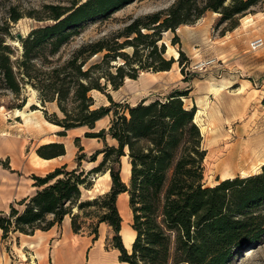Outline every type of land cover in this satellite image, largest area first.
<instances>
[{
    "label": "trees",
    "instance_id": "1",
    "mask_svg": "<svg viewBox=\"0 0 264 264\" xmlns=\"http://www.w3.org/2000/svg\"><path fill=\"white\" fill-rule=\"evenodd\" d=\"M133 1L84 0L66 9L45 5L47 16L40 19L52 23L31 30L21 39L22 53L15 59L13 49L0 36V89L19 96L22 87L30 84L38 91L42 106L55 102L62 118L56 113L49 117L44 107L42 110L47 121L63 128L60 135L75 127L93 129L96 121L112 115L107 130L85 133L86 137L104 141V147L90 156L95 161L101 154L99 163L88 171L80 170L84 158L80 154L76 168L62 165L43 177L33 176L34 185L40 189L18 203L24 206L23 210L11 205L8 213L0 211L2 238L10 232L33 234L36 230H48L60 225L65 215L71 217L73 232L80 233L82 226L78 219L89 208L84 216L95 220L90 235L96 240L99 225H108L114 232L113 248L119 251L120 262L225 264L244 231L256 232L249 240L254 242L264 230V214L255 213L264 203V164L258 174L204 186L202 164L206 150L194 121V107L187 109L183 105L181 97L186 91H176L164 99L143 98L134 105L127 102L123 106L108 97L111 105L96 108H92L94 100L89 93L103 92L107 84L116 90L126 78L136 79L138 70H170L175 60L164 56L165 46L159 44L163 32H174L207 10L220 13L221 20L231 21L234 28L241 16L263 0H176L166 10L137 17L113 39L102 37L85 42L63 63L44 66L49 55L59 53L70 36L77 34L81 23L108 17ZM18 19L19 16L11 17L12 21ZM129 46L136 56L132 60L123 51ZM101 53L98 61L87 66L89 60ZM118 58L123 62L112 65ZM182 58L184 53L179 51V64ZM39 59L42 66L35 62ZM25 104L23 100L19 108ZM107 135L114 144L106 142ZM36 152L40 157L52 158L63 155L65 148L62 143L51 142ZM123 156L130 163L128 183L120 176ZM104 172H109L110 189L93 198L81 199V189H90L93 175ZM124 192L128 194L131 228L135 231L130 250L124 247L119 234L122 217L117 198Z\"/></svg>",
    "mask_w": 264,
    "mask_h": 264
},
{
    "label": "rangeland",
    "instance_id": "2",
    "mask_svg": "<svg viewBox=\"0 0 264 264\" xmlns=\"http://www.w3.org/2000/svg\"><path fill=\"white\" fill-rule=\"evenodd\" d=\"M82 1L84 0H0V36L13 49V59L22 53L21 39L16 37L18 33L22 34L24 39L31 30L52 23L49 19H40L47 16L48 10L44 9L45 5H58L66 9ZM175 1L134 0L110 13L108 17H98L83 22L79 25L77 34L70 36L59 53L49 55L45 59L44 66L63 63L74 49L85 42L102 37H108L111 40L137 17L166 10ZM246 15L251 20L247 23L244 19L240 21V18ZM12 16H19V19L12 21ZM241 17L237 25L232 28V22L222 21L220 13L207 10L194 22L182 24L174 32H163L159 44L165 46V58H174L175 51L178 53L182 51L184 58L181 64L178 58H174L175 62L168 71L138 70L136 79L126 78L123 85L116 90L110 84H107L103 92L93 90L89 93L94 100L92 108L111 105L108 97L123 106L127 102L134 105L143 98L164 99L176 91H186V94L181 97L184 107L187 109L194 107L195 114L199 111L194 121L200 129L202 148L206 150L202 164L204 186H214L224 180V176L230 175L216 167L215 149L230 148L241 143L248 146L251 144L255 151L249 168L244 173L236 170L231 175L235 178L260 173L264 164V47L251 51L249 42L255 37L264 39V0L254 4L249 12ZM123 40V38L120 39V41ZM123 51L131 60L136 58L133 55V47H126ZM101 55L102 53L89 60L87 66L98 61ZM35 62L39 66L43 65L42 59ZM122 62V58H118L111 64L117 66ZM111 70L115 72V68ZM101 81L103 84L104 79ZM23 100L30 105L19 108ZM31 105L34 106L31 107ZM0 107L1 114L14 111L16 108L26 112L40 110L43 113L44 107L49 117L53 113H56L59 118L63 117L55 102H46L42 106L38 91L30 84L22 87L19 96H15L10 90L0 89ZM115 108L113 107V110L122 111V108ZM12 113H10L11 116H13ZM111 116L104 117L97 123V127H106ZM13 120L20 127L21 120L19 118ZM23 120L27 122L28 118ZM74 132L82 134L80 130ZM74 132L68 133L69 136L72 137ZM83 142L87 153L102 147L101 142L86 140ZM125 160L128 159L123 158L122 166L125 165ZM82 164L85 168L91 166L86 160ZM96 183L108 184V181L106 177H103ZM98 189L101 188L98 186ZM94 192L99 191H92V194ZM92 194L84 193V196ZM90 210L87 208L80 214L81 217L78 219V223L82 226L80 233L71 234V237L80 241L82 246L80 247L83 252L81 264H87L89 253L96 245H102L104 251L114 257L117 263L118 252L114 250L112 241L114 232L108 225L100 224L97 239L93 240V235H90V226L95 223V220L84 216ZM73 212L76 213L77 209L75 208ZM130 212L131 218L128 225L131 227V209ZM255 213L264 214V203L255 209ZM255 235L256 232L251 233L250 229L244 231L232 246L231 255L225 264H264V230L256 241H249ZM62 236L61 229L57 232L54 247L57 242L62 241L64 237ZM127 249L130 250V248ZM36 252L40 255L38 256ZM35 256L38 258H33ZM43 256L40 250L29 251L27 248H17L13 245L11 264H33V260L36 264H54L53 256L44 263H38L39 257Z\"/></svg>",
    "mask_w": 264,
    "mask_h": 264
},
{
    "label": "crops",
    "instance_id": "3",
    "mask_svg": "<svg viewBox=\"0 0 264 264\" xmlns=\"http://www.w3.org/2000/svg\"><path fill=\"white\" fill-rule=\"evenodd\" d=\"M246 17L247 15L241 17L240 21ZM12 112L13 111H8L4 114L0 113V211H3L4 213L9 212L11 205H13L19 211H22L24 206L18 203L33 196L37 190L40 189V187L34 185L33 176L43 177L47 173L62 165H66L67 169L76 168V158L80 154L84 155V158L80 162V170L88 171L96 166L101 160L102 155H98L95 161H91L90 156L97 150H101L104 147V141L99 138L86 137L85 133L87 131L97 132L101 129L107 130L111 120L110 118L106 127H97V123L101 121L104 118L103 117L96 121L93 129H89L86 126L75 127L65 130V134L60 135V132L63 131V128L47 121L40 110L27 112V122H24L23 117L14 116ZM10 113H12L13 116H11ZM14 118H19L21 120L19 122L20 127L15 124V121L13 120ZM76 130L82 131V134H75L74 131ZM70 132H74L72 137H70L68 134ZM84 140L96 141L97 143L101 142L102 147L95 150L94 152L87 153L84 147ZM51 142L62 143L65 148V153L52 158L40 157L36 152L37 149L40 146ZM106 142L108 144L115 143V141L108 135L106 137ZM34 156L39 157L40 161L42 162L41 165H34L32 163ZM123 158L128 159V157L123 156L121 158L120 176L123 182L128 183L127 181L123 180L122 176ZM85 160L91 164L89 168H85L83 166L82 163ZM70 162L72 163L71 165ZM106 174L109 177H106ZM103 177H106L108 181V184H104L105 191L94 192V194H92V191H100L98 186L99 188L101 186L96 182ZM92 181L93 186L90 189H81V199L95 197L96 195L107 192L110 189L111 179L109 172L94 174ZM84 193H89L92 195L84 196ZM124 193H120L118 197ZM61 229L63 236L66 233H70V235L76 234L73 232L71 227L70 215H65L60 225H54L50 229L44 231L36 230L33 234H23L16 231L13 233L10 232L9 235L3 239L2 230L0 229V264H11L13 257V245H15L17 248H27L29 251L40 250L44 256L37 260L38 263H44L48 261L49 257H52L54 243L57 240V232ZM28 244H34V248H30ZM92 250L93 248L91 251ZM114 250L117 249L114 248ZM117 252L119 255L118 250ZM118 262L121 264H127L120 262L119 260Z\"/></svg>",
    "mask_w": 264,
    "mask_h": 264
},
{
    "label": "bare ground",
    "instance_id": "4",
    "mask_svg": "<svg viewBox=\"0 0 264 264\" xmlns=\"http://www.w3.org/2000/svg\"><path fill=\"white\" fill-rule=\"evenodd\" d=\"M251 19L249 17L244 18V22L247 23ZM179 53L175 51L173 57L178 58ZM129 80V79H127ZM30 105L29 102H26L25 106ZM35 111V110H34ZM30 112H33L31 110ZM199 111H197L198 113ZM195 114L194 120L196 121ZM13 115L17 117L28 118L27 112L21 109H14ZM202 130V128H201ZM254 147L249 144V146L245 143H241L239 145H233L232 147H227L223 149H215L214 157L216 161V167L221 171L225 172V174H230L224 176V179L233 178L231 175L234 171L240 170L242 173L246 171L250 166V162L253 158ZM32 163L34 165H41L38 156H34ZM123 180L127 181L130 176V163L125 160V165L122 169ZM251 174L244 175L250 176ZM106 177H109L107 174ZM101 189L99 192L105 191V185L101 184ZM93 198V197H92ZM117 206L119 209V213L122 217V228L120 234L123 239V243L127 248H131L132 242L135 238V231L128 225V221L131 218V212L128 206V195L127 193L121 194L117 199ZM30 248H34V244H28ZM82 246H80V241L75 238H72L70 233H66L62 239V241L57 242L53 252V263L54 264H63L65 262H70L72 264H81L83 252L81 250ZM250 250V249H247ZM39 256L40 254L36 252ZM33 258H38L37 256ZM41 259V257H39ZM65 261V262H64ZM33 264L36 262L33 260ZM87 264H121L119 262H115L114 257H112L109 253L104 251L102 245H96L93 250L89 253Z\"/></svg>",
    "mask_w": 264,
    "mask_h": 264
},
{
    "label": "built area",
    "instance_id": "5",
    "mask_svg": "<svg viewBox=\"0 0 264 264\" xmlns=\"http://www.w3.org/2000/svg\"><path fill=\"white\" fill-rule=\"evenodd\" d=\"M264 47V39L262 37H255L249 42V49L251 51H256Z\"/></svg>",
    "mask_w": 264,
    "mask_h": 264
},
{
    "label": "water",
    "instance_id": "6",
    "mask_svg": "<svg viewBox=\"0 0 264 264\" xmlns=\"http://www.w3.org/2000/svg\"><path fill=\"white\" fill-rule=\"evenodd\" d=\"M16 37H17L19 40L23 38L22 34H20V33H18V34L16 35ZM121 228H122V226H121ZM120 231H121V229H120ZM119 234H120V233H119ZM120 236H121V234H120ZM121 238H122V236H121ZM122 242H123V239H122ZM123 244H124V243H123ZM124 247L127 248L125 245H124ZM130 249H131V248H130Z\"/></svg>",
    "mask_w": 264,
    "mask_h": 264
}]
</instances>
